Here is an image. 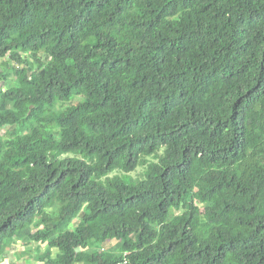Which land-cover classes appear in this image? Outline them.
Masks as SVG:
<instances>
[{"label":"trees","instance_id":"16d2710c","mask_svg":"<svg viewBox=\"0 0 264 264\" xmlns=\"http://www.w3.org/2000/svg\"><path fill=\"white\" fill-rule=\"evenodd\" d=\"M0 57V259L264 264V0H0Z\"/></svg>","mask_w":264,"mask_h":264},{"label":"rangeland","instance_id":"374dc122","mask_svg":"<svg viewBox=\"0 0 264 264\" xmlns=\"http://www.w3.org/2000/svg\"><path fill=\"white\" fill-rule=\"evenodd\" d=\"M8 62V63H7ZM0 68L1 70H6V71H10V69L7 68V65L10 64L9 60L7 57H0ZM16 84L14 82V76L12 73H9V76L7 77V82L4 83L3 85V89H7V88H12L14 87ZM56 107H62L57 105ZM12 129H10V126H5L4 128L0 129V136L5 135L7 133V131H10ZM249 143H250V147L254 150L257 149L259 146L258 140L257 138L253 135L250 134L249 135ZM75 157L74 153H64L60 156V158L64 159V158H72ZM155 158L152 157H145V161L148 162H152L155 161ZM147 164L141 165L139 166L135 171L129 173V175H121L124 176L125 179H130L131 177L133 179H142L144 177V171L146 168ZM115 172V171H114ZM120 174V172L118 173ZM112 175V174H111ZM110 175V176H111ZM84 209V207H83ZM177 213V212H176ZM115 242L114 240L111 242L113 243ZM12 247L9 251V253L5 254V256L1 257L0 259V264H46L45 262L42 261H38L35 259L34 256L38 255V254H42L44 252L45 249V244L42 243H35V242H31L29 240H26L24 242L22 241H17V243H12ZM110 243H105L104 244V248L110 246ZM17 251L19 252L18 254V259H14V252Z\"/></svg>","mask_w":264,"mask_h":264}]
</instances>
